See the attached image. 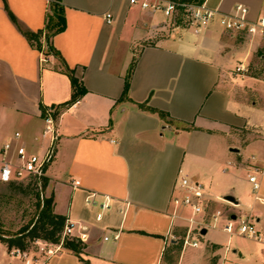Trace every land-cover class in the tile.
Segmentation results:
<instances>
[{
  "label": "crops",
  "instance_id": "obj_1",
  "mask_svg": "<svg viewBox=\"0 0 264 264\" xmlns=\"http://www.w3.org/2000/svg\"><path fill=\"white\" fill-rule=\"evenodd\" d=\"M204 1L223 12L242 3L250 18L264 15V0ZM50 4L0 0V152L6 141L15 144V131L18 143L41 152L43 108L58 110L43 191L53 212L73 224V236L85 234L78 253L61 245L46 264H264L261 243L222 231L223 219L208 226L221 210L255 216L264 233V202L255 199L264 201V73L249 62L256 43L231 51L216 21L170 25L129 0H60L65 27L47 37ZM240 62L247 73L235 71ZM66 68L86 91L62 108L72 92ZM182 177L203 183L208 200L195 216L206 229L192 232L196 246L179 240L190 209L171 203ZM92 193L111 199L99 219L100 209L85 204ZM7 251L0 242V264H23Z\"/></svg>",
  "mask_w": 264,
  "mask_h": 264
},
{
  "label": "built area",
  "instance_id": "obj_2",
  "mask_svg": "<svg viewBox=\"0 0 264 264\" xmlns=\"http://www.w3.org/2000/svg\"><path fill=\"white\" fill-rule=\"evenodd\" d=\"M129 2L131 4H137L143 10L161 12L169 21L176 19L182 20L188 26H194L196 28L216 21L227 32L247 36L251 41L256 43L258 48L263 50L260 57H264V15L250 18L248 16V7L242 3H237L231 10L223 12L208 7L204 0L200 3L183 0H129ZM106 17L109 18L110 14H106ZM107 22H110V19H107ZM248 70L249 64H245V62H240L235 66V71L240 74H245ZM55 110L53 107L43 108V129L41 136L46 139V144L41 152L29 151L24 145L18 143L20 138L18 131L13 133L14 145L10 141H6L3 144L0 152V182L10 183L25 178L32 181L37 189H41L47 167L54 158L57 148L58 133L55 125ZM11 148L13 149V153L8 157L7 153ZM248 180L252 185V191L256 193L259 188L256 175H249ZM72 185L73 187L78 186L79 181H73ZM179 187L180 193L172 196L171 203L175 210L180 207L190 209L189 217H182L175 214L189 223L182 239V245L196 246L198 244V238L191 236L193 227L197 229L196 233H194L200 236V230L204 226V223L196 220L195 216L203 213L208 207L205 186L199 181L182 177L179 182ZM255 199L260 203L264 202L258 196H255ZM110 200L108 196H103L101 200H98L96 195L92 193L86 196L85 204L88 206H97L100 209V212L96 215V218L99 219L101 212L109 209ZM210 216L211 222L208 223V226L217 227L220 220L223 219V223L220 226L222 231L229 235L251 238L264 246V233L257 227L255 216H235L232 219L231 215L224 214L221 210L212 212ZM65 237H75L73 236V224L67 219L65 220L59 242L53 243L42 239H35L27 248L20 249L13 246L8 248L7 253L11 258L21 260L23 264H46L48 257L59 250L62 245V240ZM84 238L85 234L83 233H79L77 236V239L81 241Z\"/></svg>",
  "mask_w": 264,
  "mask_h": 264
},
{
  "label": "trees",
  "instance_id": "obj_3",
  "mask_svg": "<svg viewBox=\"0 0 264 264\" xmlns=\"http://www.w3.org/2000/svg\"><path fill=\"white\" fill-rule=\"evenodd\" d=\"M183 1H194V2H202L203 0H183ZM60 0H51L50 10L51 15L49 17V21L47 23L46 29L48 30L47 37L52 36L53 34L60 32L65 27V19L62 13V7L59 4ZM24 34L29 40H36L38 34L24 31ZM133 64L130 65L127 74L125 76L124 88H123V98L126 97L128 86H129V78L131 74ZM66 72L69 75L71 82V96L69 100L64 102L61 107H68L76 102L81 95L85 93V88L82 86L81 82H79L71 73V71L66 68ZM141 108H146L151 111H154L153 108L146 107L145 104H139ZM58 110H55L54 116L56 117ZM161 116H164L166 113L164 111H158ZM10 182L9 184H12ZM45 179L43 178V182L41 185V190L44 189ZM40 207L37 216L31 220L28 224L22 226L16 233L14 234H4L0 231V242H3L10 247H18L20 249L27 248L31 242L35 239H42L46 241H50L53 243H57L60 241L61 232L63 230L65 224V217L59 214H55L52 210V198L45 197L42 199V202H38V206ZM62 246L72 250L74 253H78L82 247L83 243L81 240L75 237H65L62 240Z\"/></svg>",
  "mask_w": 264,
  "mask_h": 264
},
{
  "label": "rangeland",
  "instance_id": "obj_4",
  "mask_svg": "<svg viewBox=\"0 0 264 264\" xmlns=\"http://www.w3.org/2000/svg\"><path fill=\"white\" fill-rule=\"evenodd\" d=\"M168 23L170 25H187L185 21L178 19L168 21ZM222 38L227 41L226 49L231 51L242 50L245 43L249 42L247 36L239 33L225 32L222 34ZM261 53H263V50L258 48V51L253 53L249 62L252 70H262L264 73V60L259 57ZM12 182V184L0 182V231L4 234H14L22 226L31 222L42 206L41 204L38 206V202H42V199L46 197L44 191L37 189L32 181L22 178ZM222 212L226 214L224 211ZM262 222H264V217ZM196 231V227H193V232L196 233ZM181 235H184L183 232ZM182 236L179 239L181 244ZM245 242L251 250L256 248L253 242Z\"/></svg>",
  "mask_w": 264,
  "mask_h": 264
},
{
  "label": "water",
  "instance_id": "obj_5",
  "mask_svg": "<svg viewBox=\"0 0 264 264\" xmlns=\"http://www.w3.org/2000/svg\"><path fill=\"white\" fill-rule=\"evenodd\" d=\"M223 199H224V200H227V201H229V202H235V199H234L233 196H231V195H226V196L223 197ZM231 218L234 219L235 216H234V215H231ZM205 232H206V229H205V228H202V229L200 230V234H204Z\"/></svg>",
  "mask_w": 264,
  "mask_h": 264
}]
</instances>
